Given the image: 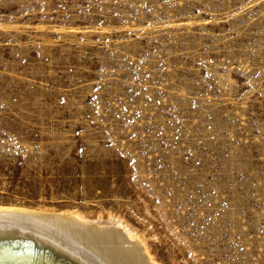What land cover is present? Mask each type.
<instances>
[{
    "label": "rangeland",
    "instance_id": "374dc122",
    "mask_svg": "<svg viewBox=\"0 0 264 264\" xmlns=\"http://www.w3.org/2000/svg\"><path fill=\"white\" fill-rule=\"evenodd\" d=\"M0 206L264 264V0H0Z\"/></svg>",
    "mask_w": 264,
    "mask_h": 264
},
{
    "label": "bare ground",
    "instance_id": "6f19581e",
    "mask_svg": "<svg viewBox=\"0 0 264 264\" xmlns=\"http://www.w3.org/2000/svg\"><path fill=\"white\" fill-rule=\"evenodd\" d=\"M124 228L109 216L0 206V264H155Z\"/></svg>",
    "mask_w": 264,
    "mask_h": 264
}]
</instances>
